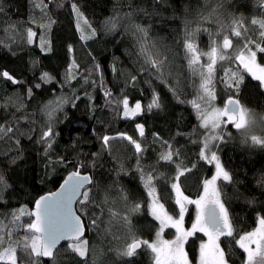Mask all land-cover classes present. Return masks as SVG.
<instances>
[{
  "label": "snow or ice",
  "instance_id": "snow-or-ice-1",
  "mask_svg": "<svg viewBox=\"0 0 264 264\" xmlns=\"http://www.w3.org/2000/svg\"><path fill=\"white\" fill-rule=\"evenodd\" d=\"M29 2L30 9L40 10L39 20L31 10L29 20L38 23L41 31L37 33L28 26L26 37L18 31L9 33L10 28H16L17 22L9 23L5 27L8 40H0V48L16 56L19 49L33 45L34 37L39 35L40 51L55 56L57 38L53 26L58 21L50 7L54 0ZM257 3L262 9V15L260 18L254 16L251 20V24L257 27H249L242 17L237 18L228 11L227 0H204L203 4L197 0L196 8L184 0H180L179 4L174 0H140L139 3L137 0H127L123 5L117 0V5L113 7L114 15L106 17L99 26L88 19L80 0L55 2V9L70 10V22L82 47H90V44L108 36L113 40L117 37H131L135 51L127 46L123 49L124 55L131 61L130 67L123 66V57L115 52L109 61V70L113 80L118 81L116 86L119 87V93L107 86L104 65L92 51L88 53L91 63L87 68L81 70L79 62L72 58L59 78L49 71L41 70L39 77L33 75L29 83L23 75V67L20 75L7 69L0 70V83L6 87L10 82L13 86V90L6 92L0 102V111L3 113L0 116L3 121L0 123V142L14 141L15 149L14 155L6 157L7 164L20 169L28 158L26 153L29 150L35 151L44 164L41 183H45V178H50L49 182L54 180L58 185L55 190L34 196L29 207V204L20 200L22 188L11 184L6 179L7 169L0 168V204L7 208L10 200H15L19 205L0 211V262L60 264L61 253L69 252L72 257L82 258L77 264H89V254L92 256V264H100L96 246L84 237L90 229L99 234L103 223V208L107 207V229L115 224L123 230V234L116 237L120 241L113 249L116 260L103 264H135L134 258L141 251L149 253L150 264H233V258H238L240 264H264V208L257 213L256 226L250 231L237 229L225 200H241L251 206L256 204V197L250 195L249 190L239 187L243 181L234 178L226 168L218 154L217 143L224 142L226 134L228 139L233 138L228 128L231 125L238 130L241 144L264 150V134L257 135L254 131L257 126L264 129V113L258 115L241 100L246 89L254 96L264 97V0H257ZM7 7L0 0V13L6 14ZM157 18L161 24L169 20L174 23L177 18L181 20L183 59L187 61L191 76L199 78L198 84L194 79L185 82L181 73L175 70L179 54L164 42L163 37L153 34V24ZM144 20L149 22L145 23ZM202 33L208 36L206 50L198 44ZM67 51L74 52L75 45L68 43ZM40 63L39 57L32 58L31 67L26 70L34 72ZM97 73L98 80L93 78ZM247 76L251 80L246 79ZM77 77L83 80L82 85L77 81L79 87L84 88L83 92L70 83ZM121 77L122 87L119 85ZM53 81L60 85L61 91L56 93L53 89L51 97L41 102L38 111L43 113V119L38 121L35 119V111L31 114L26 112V105L35 99L36 90L48 95V89L44 86L51 87ZM24 84L28 87L22 91L21 85ZM97 84L104 101L102 107H108L126 119L146 114L168 115L175 107L172 101L190 104L195 111L198 127L204 130L197 160L192 161L190 166L186 164L185 154L181 151L183 146H178L179 141L176 139L181 135L191 137L197 129V125H194L192 132L183 133L177 128L176 133L168 138L152 131L151 143L158 144L159 150L155 159L145 164L149 146L146 120L135 123V130L141 139L127 132H117L115 137H111L107 133H100L93 126L91 131L101 145L99 151L85 152L82 148L78 149L79 133L70 144L59 148L60 116L57 114L62 113L66 118L68 114L65 106L71 104L77 109L78 101L83 98L88 101L91 117L97 108L94 94ZM159 85H163L170 94L171 101ZM65 86L70 88V94L63 91ZM85 86L93 91H88ZM189 87L194 89V98L191 100L182 98L189 94L186 91ZM136 93L148 99V103L143 105L141 99L137 98L131 104L130 98ZM222 93L226 99L219 106L216 101ZM178 119H183V113L178 114ZM21 121H27V126L21 124ZM117 138L127 144L116 147ZM129 145L134 148V152ZM105 152L113 162L111 168L107 167ZM131 157L135 158L134 165L128 163ZM200 161L213 165L214 172L210 178L203 179V191L193 199L182 190V177L197 168ZM173 166L174 176L170 175ZM58 169L66 173L60 179H56ZM102 169L111 175L105 178ZM23 171L27 176L26 165ZM129 175L133 180L139 178L147 192L146 199L143 193L129 189L123 183V177ZM217 181L230 182L233 191L225 192L226 185L218 184ZM256 184L264 188V173ZM167 185H170L171 192ZM157 187L162 189L160 195H157ZM101 192L102 201L99 199ZM166 199H174V205L162 202ZM145 204L147 215H142ZM189 205H194L195 212L191 227H186L185 217L190 215ZM96 208L101 209L100 216L96 215ZM147 216L152 219L147 220ZM142 220L150 229L155 230L154 237L144 236L139 227ZM21 230L23 234L18 235ZM201 233L202 236L199 235ZM197 241L199 258L190 262L185 248L188 245L195 250ZM237 248L242 250L243 255L237 253ZM18 251L22 255L18 256Z\"/></svg>",
  "mask_w": 264,
  "mask_h": 264
},
{
  "label": "trees",
  "instance_id": "trees-1",
  "mask_svg": "<svg viewBox=\"0 0 264 264\" xmlns=\"http://www.w3.org/2000/svg\"><path fill=\"white\" fill-rule=\"evenodd\" d=\"M3 2L8 5L6 8V14L0 13V40H8V35L5 33V27L12 22H17L15 29H9V33L13 31H18L23 33L26 37V28L31 26L34 31L39 33L41 29L38 26V23H32L29 20L30 10L39 20L40 10L39 9H30L29 0H3ZM35 2V0H33ZM54 0L53 5L50 7L53 8L54 18L57 19V23L53 26V30L56 35V54L53 56L51 53H42L39 48V35L34 37L33 45H26L22 49L17 51V55L13 56L11 52L7 49L0 48V70L7 69L11 73H16L20 75L21 68L23 67L25 71L23 75L27 78L29 83L32 81L33 75L39 77L41 70L49 71L52 75L57 76L58 78L63 75L64 70L67 67V64L71 62L72 58H75L81 65V70L87 68L91 63V57L88 55L89 51H92L93 54L101 61L106 70V83L110 88H114L115 93H119V87H117L118 81L113 80V74L109 70V61L112 58L113 52L116 55L123 57V66H131V61L128 56L124 55L123 49L127 46L133 51V42L131 37H117L115 40L111 36L105 37L104 39L98 41L95 44H90V47H82V42L79 41L78 35L75 32L73 24L70 22L69 11L66 9H55ZM140 0H137L139 3ZM176 4L180 3V0H174ZM185 3H191L193 8L197 7V0H184ZM204 0H198L199 4H203ZM65 3H70V0H65ZM80 3L84 5L88 19L96 26L100 25V22L103 21L106 17L114 15L113 7L117 5V0H80ZM127 0H120V4H126ZM228 11L233 13L237 18L242 17L249 27H257L251 24L252 18H260L262 15V9L257 3V0H227ZM124 10H127L126 8ZM171 9H169V14ZM159 18L157 22L153 24L154 35H158L164 38V42L169 45L175 52H177L178 58L176 60V71L180 72L182 77L185 78V82L188 79L196 80L197 84L199 83L198 77H192L191 71L187 66V61L183 59L184 49L182 47L183 40V25L181 20L177 18L173 23L169 20L167 23H159ZM145 23L149 21L144 20ZM86 28V26H84ZM195 27V24H193ZM122 31V29H121ZM102 35V34H101ZM19 39V37H17ZM236 39V38H233ZM203 43H200V42ZM73 43L75 45V51L69 53L67 51V44ZM105 44L107 45L105 48ZM200 47L207 49L208 36L207 34H201L198 40ZM16 48V45H13ZM39 57L41 63L38 64L35 68V71H27L26 69L31 67L30 59ZM259 59V57H258ZM119 63V62H118ZM94 79H99V74H95ZM246 79L251 80L250 76H247ZM79 84H83V80L80 77H77L76 80H72L70 83L73 87H77L78 91L83 92L84 88H80ZM158 83V82H157ZM253 83H256L253 81ZM91 84V81H89ZM120 87L123 86V78L119 79ZM28 87L27 84L21 85V90L23 91ZM48 89V95L36 90L35 99L31 103L26 105V112L28 114L36 112L35 119L38 121L43 119V113L38 111V108L42 101H47L51 95L53 89L56 93L61 91L60 85L55 81L51 82V87L48 85L44 86ZM87 87V90L92 92L93 89ZM147 88L146 85H144ZM161 91L165 92V95L168 96V99L171 101V96L166 92L163 85H159ZM13 90V86L9 84L5 87L0 83V102H2L5 97L6 92L10 93ZM63 91L70 94L71 90L68 86H65ZM186 91L189 93L186 98L191 100L194 98V89L187 88ZM96 96L95 104L97 105L95 113L90 117L88 111V101L83 99L78 101L79 107L74 109L71 104L65 106V111L67 112V117L64 118L62 113H58L60 116V122L58 124L59 136V148H63L64 145L71 143V140L77 137L79 133L80 143L78 144V149L82 148L85 152L90 151H99L100 142L97 141L96 136L92 133V128H95L100 133H107L111 137H115L117 132H127L130 135H134L137 139L139 137L138 132L135 130V123H143L146 120V132L148 133V148L146 152V158L144 163L148 164L152 162L159 150L158 144H152L151 132L156 131L164 138H168L170 135H174L177 131V128L183 133H189L193 131V126L197 125L196 132L193 133L191 137L188 136H177L176 139L179 141L178 146L181 147V151L185 154L184 162L191 165L192 161H196L198 158L199 147L201 146L200 139L203 134V129L198 127V121L196 119L195 111L192 109L190 104H177L175 101H172V104L175 105L174 109L170 111L168 115H156L151 114L141 115L140 117H135L133 119H126L122 116H118L116 112L111 111L108 107H102L104 104L102 97V92L100 91V86L97 84L96 89L94 90ZM141 99L142 104L146 105L148 99L140 97L139 93H136L134 97L130 98V103L134 104L135 99ZM148 98L150 99V92L148 93ZM27 99V97H26ZM226 99V96L221 94L217 98L216 103L219 106L223 105V101ZM242 103L253 110L258 115L264 113V97L254 96L250 93L249 89H246L244 95L241 97ZM122 109V106H121ZM12 111H15L14 109ZM183 113V119H178V114ZM3 113L0 111V116ZM103 121L102 123L98 122ZM3 121L0 120V123ZM27 121H21V124L27 126ZM229 130L232 133L233 138L228 139L227 134L224 142H217L219 144L218 154L221 157L222 162L225 164L226 168L232 173L234 178L237 180L243 181L239 185L242 190H249L250 195L256 197V204L248 205L241 200H225L226 206L229 207L232 218L236 224L237 229L251 230L255 227V221L257 213L264 208V188L259 187L256 184V181L261 178V174L264 173V150L259 147H250L248 145H243L240 143V135L238 130L228 126ZM257 135L264 134V129H261L257 126L254 129ZM196 141V143H193ZM251 141L249 140V144ZM121 144H127L126 141H119L117 138L116 147H120ZM14 141H4L0 142V168L7 169L6 179L17 188H22L23 195L20 196V200L26 204H31L32 198L38 194H43V192L48 190H55V187L58 185L55 184V181L52 180L49 182L50 178H45V183H41V177L44 176V164L36 156L35 151L29 150L27 155V160L25 165L28 169L27 176L23 171L25 165H21L20 169H16L15 166H9L6 162V157L10 158L15 154V149L13 147ZM129 148L134 152V148ZM104 158L108 160V168L112 167L111 158L108 157L107 152L104 153ZM35 161V163L33 162ZM128 163L131 165L135 164V158L131 157L128 160ZM173 172L170 175L174 176ZM211 169V171H210ZM213 166L207 164L204 161H200L197 168L192 169L191 173H186L182 177V190L185 192V195L192 197L193 199L202 191V181L205 177H210L213 173ZM104 172L105 178L111 175L107 170L102 169ZM59 175L56 179H60L61 176L66 175L63 169H58ZM99 179V177H98ZM27 181V182H25ZM108 181L105 179V183ZM123 183L129 189H137L140 193H143L144 198H147V192L144 189L143 185L140 184L139 178L136 180L131 179V175L123 177ZM218 184H225L226 187L224 191L231 193L233 188L230 182L217 181ZM168 191L171 192L170 185H167ZM162 189L157 187V195H160ZM95 194V193H94ZM172 196L174 194L172 193ZM134 199L136 197H133ZM99 199L103 200V193H99ZM167 204L174 205V199L162 201ZM19 205L15 200H10L7 208L3 204H0V211H6L13 207H18ZM145 212L142 215H147V205H144ZM97 216L101 215V209H94ZM108 209L107 207L103 208V223L99 234L90 229L86 232L85 239L89 240L92 245L96 246V251L99 255V262L109 260H116L115 252L113 249L119 245L120 241L116 239L118 236H122L123 230L120 229L117 225H113L111 229H107L108 224ZM192 217V212L188 215V221ZM27 219L26 217L24 218ZM151 216H147V220H151ZM140 230L143 232L146 238L154 237V229H150L147 224L142 220L139 223ZM107 229V230H106ZM167 231V230H166ZM23 232H21L22 235ZM201 235V234H199ZM202 236V235H201ZM170 237V236H168ZM199 241L196 242L195 250L186 245V251L189 253V258L191 261L197 260L199 258L198 251ZM140 251V250H139ZM195 252V254H193ZM237 253L243 255L242 250L237 248ZM22 255L18 251V256ZM82 258L72 257L69 252H62L60 257V264H77V261ZM89 264H92V256L89 254L87 257ZM135 264H150V256L147 252H140V254L134 258ZM3 264V262H0ZM233 264H240L238 258H233Z\"/></svg>",
  "mask_w": 264,
  "mask_h": 264
},
{
  "label": "rangeland",
  "instance_id": "rangeland-1",
  "mask_svg": "<svg viewBox=\"0 0 264 264\" xmlns=\"http://www.w3.org/2000/svg\"><path fill=\"white\" fill-rule=\"evenodd\" d=\"M203 62V61H202ZM213 166V165H212ZM213 169H214V166H213ZM213 172H214V170H213ZM213 174V173H212ZM211 177V176H210ZM209 177V178H210ZM202 191H203V188H202ZM201 191V192H202ZM174 194V193H173ZM175 195V194H174ZM174 197V196H173ZM189 207V210L192 212V217L194 216V212H195V208H194V205H189L188 206ZM192 217H191V219H189V221H188V215H186V217H185V220H186V227H191V220H192ZM21 232H23L22 230H21ZM21 232L19 233V234H21ZM18 234V235H19ZM201 235H203L202 233H201ZM167 238H171V236L170 237H167ZM204 239L206 240L207 239V237H204ZM185 250H186V248H185ZM189 260H190V258H189ZM198 260V259H197ZM190 262H191V260H190Z\"/></svg>",
  "mask_w": 264,
  "mask_h": 264
},
{
  "label": "water",
  "instance_id": "water-1",
  "mask_svg": "<svg viewBox=\"0 0 264 264\" xmlns=\"http://www.w3.org/2000/svg\"><path fill=\"white\" fill-rule=\"evenodd\" d=\"M85 236H86V233H85ZM85 238V237H84ZM64 243H66V242H62V244H64ZM139 251V250H138ZM43 259H45V260H47V258H43Z\"/></svg>",
  "mask_w": 264,
  "mask_h": 264
}]
</instances>
